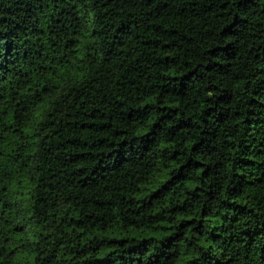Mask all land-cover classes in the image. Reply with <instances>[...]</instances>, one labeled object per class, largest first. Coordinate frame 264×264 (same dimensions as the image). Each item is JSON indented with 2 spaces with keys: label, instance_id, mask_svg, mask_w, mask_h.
Here are the masks:
<instances>
[{
  "label": "trees",
  "instance_id": "obj_1",
  "mask_svg": "<svg viewBox=\"0 0 264 264\" xmlns=\"http://www.w3.org/2000/svg\"><path fill=\"white\" fill-rule=\"evenodd\" d=\"M0 264H264V0H0Z\"/></svg>",
  "mask_w": 264,
  "mask_h": 264
}]
</instances>
